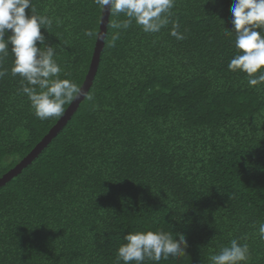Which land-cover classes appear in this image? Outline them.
I'll return each instance as SVG.
<instances>
[{
	"label": "trees",
	"instance_id": "obj_1",
	"mask_svg": "<svg viewBox=\"0 0 264 264\" xmlns=\"http://www.w3.org/2000/svg\"><path fill=\"white\" fill-rule=\"evenodd\" d=\"M234 3L175 0L152 34L134 20L113 29L127 17L110 14L93 99L0 186V264H115L122 237L148 230L188 244L158 264H210L231 239L248 244L249 264H264V85L228 70ZM32 4L53 18L41 31L57 45L60 79L81 87L96 45L84 32L99 33L102 10L93 0ZM11 67L0 58V178L61 118L34 115Z\"/></svg>",
	"mask_w": 264,
	"mask_h": 264
},
{
	"label": "clouds",
	"instance_id": "obj_2",
	"mask_svg": "<svg viewBox=\"0 0 264 264\" xmlns=\"http://www.w3.org/2000/svg\"><path fill=\"white\" fill-rule=\"evenodd\" d=\"M93 3L102 11L108 6L111 15L127 17L114 22L113 29H127L134 20L149 34L160 32L169 23L170 11L175 6V0H93ZM26 9H30V15ZM231 12L233 28L229 34H234L236 54L228 63V70L245 73L248 86L260 90L259 86L264 85V0H235ZM52 24V17L36 12L32 0H0V58L12 57L11 75L21 78L20 92L41 121L61 117L64 106L80 96L93 99L72 81L60 79L57 45L49 44L41 31L49 33ZM178 29L179 25L174 24L170 35L183 40L185 37ZM84 35L101 38L93 29L86 30ZM119 36V31L112 34L110 46L115 45ZM6 71L0 69V78ZM258 235L264 241V223L259 225ZM122 239L125 243L117 249L115 264H145L146 260L158 264L162 259L185 255L188 247L183 234L173 238L163 230L127 232ZM208 259L210 264H249L250 249L247 243L231 239Z\"/></svg>",
	"mask_w": 264,
	"mask_h": 264
},
{
	"label": "water",
	"instance_id": "obj_3",
	"mask_svg": "<svg viewBox=\"0 0 264 264\" xmlns=\"http://www.w3.org/2000/svg\"><path fill=\"white\" fill-rule=\"evenodd\" d=\"M107 8L108 6H106L105 11H102L101 15L100 29L98 33L101 38L96 39V45L91 59L90 67L86 78L81 86V88H83L87 92L96 75L100 62V55L104 47V36L106 35L107 25L110 20V13ZM83 99L84 97L80 96L77 100L70 103L61 118L55 123V125H53V127H51L49 132L36 144V146L26 155V157L23 158L18 163V165H16L13 169L7 171V173L0 178V186L3 185L6 181L10 180L12 177H14L22 168L29 164L51 142V140L58 134L61 128L67 123L72 114L76 111V109L80 105L79 103L82 102Z\"/></svg>",
	"mask_w": 264,
	"mask_h": 264
}]
</instances>
